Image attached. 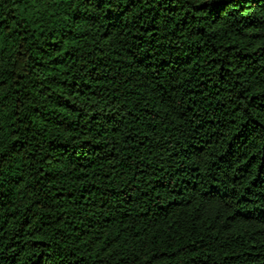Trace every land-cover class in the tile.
<instances>
[{
    "label": "trees",
    "instance_id": "obj_1",
    "mask_svg": "<svg viewBox=\"0 0 264 264\" xmlns=\"http://www.w3.org/2000/svg\"><path fill=\"white\" fill-rule=\"evenodd\" d=\"M0 264H264V0H0Z\"/></svg>",
    "mask_w": 264,
    "mask_h": 264
}]
</instances>
